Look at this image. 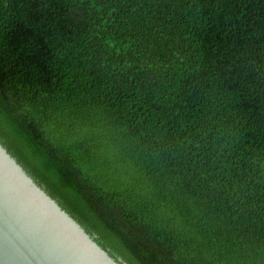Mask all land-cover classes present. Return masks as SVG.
I'll return each instance as SVG.
<instances>
[{
	"label": "trees",
	"instance_id": "trees-1",
	"mask_svg": "<svg viewBox=\"0 0 264 264\" xmlns=\"http://www.w3.org/2000/svg\"><path fill=\"white\" fill-rule=\"evenodd\" d=\"M0 142L117 260L264 264V0H0Z\"/></svg>",
	"mask_w": 264,
	"mask_h": 264
},
{
	"label": "water",
	"instance_id": "water-1",
	"mask_svg": "<svg viewBox=\"0 0 264 264\" xmlns=\"http://www.w3.org/2000/svg\"><path fill=\"white\" fill-rule=\"evenodd\" d=\"M0 264H129L117 260L0 142Z\"/></svg>",
	"mask_w": 264,
	"mask_h": 264
}]
</instances>
